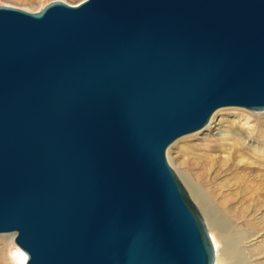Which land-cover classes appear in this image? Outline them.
Masks as SVG:
<instances>
[{
	"label": "water",
	"instance_id": "water-1",
	"mask_svg": "<svg viewBox=\"0 0 264 264\" xmlns=\"http://www.w3.org/2000/svg\"><path fill=\"white\" fill-rule=\"evenodd\" d=\"M264 111V0L0 6V234L25 264H214L166 161Z\"/></svg>",
	"mask_w": 264,
	"mask_h": 264
},
{
	"label": "bare ground",
	"instance_id": "bare-ground-1",
	"mask_svg": "<svg viewBox=\"0 0 264 264\" xmlns=\"http://www.w3.org/2000/svg\"><path fill=\"white\" fill-rule=\"evenodd\" d=\"M219 112L215 111L199 131L203 135L216 132L219 138L207 145L203 154L196 155L195 161L187 166L197 170L194 178L182 174L181 180L213 244L214 264H244L248 259V248L254 246L258 238L248 235L235 238L234 226L221 221L210 200H219L220 206L226 208V214L235 218L247 213L244 204L250 207L264 203V123L256 127L227 121L229 132L222 133L225 128L217 126ZM218 180L221 181L217 183ZM238 205L243 209L238 211ZM9 245L8 241L0 243V264H9L6 248ZM21 253L24 263L26 256Z\"/></svg>",
	"mask_w": 264,
	"mask_h": 264
},
{
	"label": "rangeland",
	"instance_id": "rangeland-1",
	"mask_svg": "<svg viewBox=\"0 0 264 264\" xmlns=\"http://www.w3.org/2000/svg\"><path fill=\"white\" fill-rule=\"evenodd\" d=\"M55 1H61L68 5H75L84 0H0V6L14 7L29 13H36L43 9L47 4ZM218 110H220V112L216 116V119L220 118V121H217V126L225 128L222 130V133L229 132V128H227L226 125L227 121H237L240 124L248 123V125L256 127L263 125L264 123V111L254 112L237 107H226ZM218 138L219 136L216 132H212L209 135H203L198 131L179 138L167 148L165 153L166 161L184 188L185 186L181 180V175L188 174L190 178L193 179V176L197 172L195 168L188 169L187 166L195 161L196 155L203 154L207 145L209 146ZM251 145L253 146L254 144ZM220 181L221 180H218L217 183ZM207 187L210 188V186ZM210 204L213 209L218 212L222 222L234 226L232 233L235 238L241 235L258 238V242L254 246L248 248V259L244 264H264V203L259 206L250 205V207H248L247 204H244L243 206L247 207V213L240 218L231 217L226 214L227 210L220 206L219 200L211 199ZM243 206H239L238 211L242 210ZM4 241H8L10 244L6 247L8 263L25 264L26 259L23 263L22 253L14 243V234H0V243ZM217 246L220 247V243H218Z\"/></svg>",
	"mask_w": 264,
	"mask_h": 264
}]
</instances>
